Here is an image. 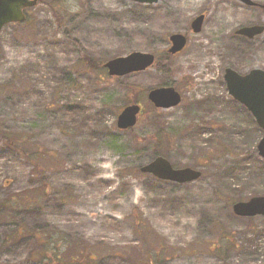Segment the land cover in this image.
I'll use <instances>...</instances> for the list:
<instances>
[{
  "label": "rangeland",
  "instance_id": "obj_1",
  "mask_svg": "<svg viewBox=\"0 0 264 264\" xmlns=\"http://www.w3.org/2000/svg\"><path fill=\"white\" fill-rule=\"evenodd\" d=\"M26 14L0 32V129L28 137L40 167L0 139V262L33 264L34 237L7 240L21 221L64 237L73 251L93 246L95 264H146L153 253L161 257L155 264H264V217L232 210L264 195V131L224 78L227 68L264 69V32L236 34L264 26V8L239 0H42ZM218 15L229 21L221 30ZM173 34L187 45L172 55ZM132 52L155 55L159 69L115 81L104 65ZM165 86L182 102L155 110L149 90ZM135 103L143 108L137 125L119 129V114ZM157 156L202 176L176 183L142 173ZM17 195L32 202L2 205Z\"/></svg>",
  "mask_w": 264,
  "mask_h": 264
},
{
  "label": "water",
  "instance_id": "obj_2",
  "mask_svg": "<svg viewBox=\"0 0 264 264\" xmlns=\"http://www.w3.org/2000/svg\"><path fill=\"white\" fill-rule=\"evenodd\" d=\"M40 0H0V32L10 23H23L26 20L25 11L34 7ZM138 3L153 4L159 0H132ZM241 2L255 6L253 0H240ZM205 15H200L192 22L195 33L202 29ZM264 32L263 25L244 26L236 31L238 35L250 39ZM172 46L169 53L176 54L186 46L187 38L182 34H173L170 37ZM156 61L155 55L146 52H132L129 55L109 60L105 67L113 77H124L132 73L146 71ZM225 80L229 94L242 105L254 117L258 126L264 131V70L252 69L249 73L242 75L232 68H227ZM148 99L157 109H170L178 106L182 101L181 94L172 86L152 89ZM141 112V106L132 104L123 109L118 116L117 126L126 130L133 128ZM259 155L264 158V137L257 145ZM143 173H149L158 179L176 183H188L198 180L202 172L194 168L176 169L171 162L164 157H157L141 168ZM233 212L239 217L264 216V196H254L247 201H238L233 205Z\"/></svg>",
  "mask_w": 264,
  "mask_h": 264
},
{
  "label": "trees",
  "instance_id": "obj_3",
  "mask_svg": "<svg viewBox=\"0 0 264 264\" xmlns=\"http://www.w3.org/2000/svg\"><path fill=\"white\" fill-rule=\"evenodd\" d=\"M84 58L86 59L87 63H90L93 65V61H91L89 57L84 56ZM159 65H160L159 61H157L154 67L159 69ZM111 78L118 82L119 78H115V77H111ZM156 129L157 131L161 132L160 135L164 133V129L162 127L156 126ZM1 131L2 130L0 129V139L3 140L6 145L18 150L23 157H25L32 164L35 165V168L40 167L39 163L35 159V152L30 150V147L28 145L29 143L28 137L23 136L22 133L20 132L17 133V132H1ZM150 139L151 138H147L145 140V142H147L148 145L152 144ZM159 142L161 141L157 140L158 145H159ZM23 201L32 202V201H28L25 197L20 198V196L17 195V196L7 198L6 201L2 202V205L6 207H12V206L21 204V202ZM250 219H253V218H250ZM14 224L16 226V229L11 235L7 237V240H10V239L16 240L21 237H34L37 241L38 246L31 253V260L33 259L32 260L33 264H95L97 263V260H98L97 251L98 250H96L93 246H89L86 244H82L78 246L77 244H75L74 246H75V249L77 250L73 251L68 245L70 244L69 241H67L64 237L55 238V236H53L52 234L33 232L27 229L24 226L23 222L21 221H16L14 222ZM139 224H140V227L141 225L142 226L144 225L143 222H140ZM164 248L165 247L161 244L160 249L162 250ZM168 256H170L169 253H168ZM156 260H161V257H158L157 255H155V253H153L151 258L146 261V264H155ZM0 264L2 263L0 262Z\"/></svg>",
  "mask_w": 264,
  "mask_h": 264
},
{
  "label": "bare ground",
  "instance_id": "obj_4",
  "mask_svg": "<svg viewBox=\"0 0 264 264\" xmlns=\"http://www.w3.org/2000/svg\"><path fill=\"white\" fill-rule=\"evenodd\" d=\"M228 22L229 21H228L226 15H218L216 17V19L214 20V26H215V28H219V30H221V28L226 26L228 24Z\"/></svg>",
  "mask_w": 264,
  "mask_h": 264
},
{
  "label": "flooded vegetation",
  "instance_id": "obj_5",
  "mask_svg": "<svg viewBox=\"0 0 264 264\" xmlns=\"http://www.w3.org/2000/svg\"><path fill=\"white\" fill-rule=\"evenodd\" d=\"M256 7H259L261 9V6H256Z\"/></svg>",
  "mask_w": 264,
  "mask_h": 264
}]
</instances>
